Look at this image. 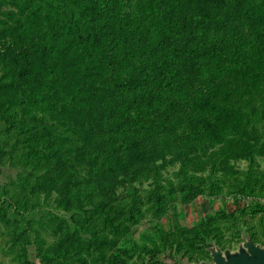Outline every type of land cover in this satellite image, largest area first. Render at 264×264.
Returning <instances> with one entry per match:
<instances>
[{"label":"trees","instance_id":"trees-1","mask_svg":"<svg viewBox=\"0 0 264 264\" xmlns=\"http://www.w3.org/2000/svg\"><path fill=\"white\" fill-rule=\"evenodd\" d=\"M6 157L11 264L200 259L242 226L263 241L264 0H0ZM201 196L224 205L161 221Z\"/></svg>","mask_w":264,"mask_h":264},{"label":"rangeland","instance_id":"rangeland-1","mask_svg":"<svg viewBox=\"0 0 264 264\" xmlns=\"http://www.w3.org/2000/svg\"><path fill=\"white\" fill-rule=\"evenodd\" d=\"M242 165L245 166L246 163L243 162ZM20 170H21L20 167L13 166L12 160H10L9 157H6L5 164L0 165V185L8 184V186L10 187L15 186L13 183L10 182L17 177V174L19 173ZM223 205L224 203L221 197L216 198L214 201H211L208 196H201L196 198L192 202L185 204V206L183 207L184 215H180L176 217L174 210L169 209V211L163 217H161V221L165 224V226H168L169 223H173L175 220H180V222H182L183 224L192 226L195 224L198 218L202 217L204 214L207 213H215ZM228 209L229 211H237V206L235 202L231 199L228 201ZM179 210H181V208ZM260 218L261 217L259 215L254 220L258 221L260 220ZM151 226L152 223L149 219L146 218L145 220H143V222L139 224V226L135 231L136 237H138L143 230L147 228H151ZM4 230H5V226L4 225L0 226V261H3L5 264H11L13 251L8 246L7 243L8 236L5 234ZM243 230L251 235L248 229L245 226H242L241 237L234 239V241L231 244L232 246H236L238 243L243 241V236H242ZM260 242L264 245V240ZM31 252L32 255H34L33 248H31ZM162 258L170 262L172 259L177 260L178 256L176 254L173 256L172 254L171 257L168 254L166 255L164 254L162 255Z\"/></svg>","mask_w":264,"mask_h":264},{"label":"water","instance_id":"water-1","mask_svg":"<svg viewBox=\"0 0 264 264\" xmlns=\"http://www.w3.org/2000/svg\"><path fill=\"white\" fill-rule=\"evenodd\" d=\"M243 230V241L235 249L222 250L214 244L209 251L212 260L209 262H186L184 264H264V247L252 241L251 235ZM182 264V262H181Z\"/></svg>","mask_w":264,"mask_h":264},{"label":"flooded vegetation","instance_id":"flooded-vegetation-1","mask_svg":"<svg viewBox=\"0 0 264 264\" xmlns=\"http://www.w3.org/2000/svg\"><path fill=\"white\" fill-rule=\"evenodd\" d=\"M252 241H254L256 243H260L264 247V245L260 241H256L253 238H252ZM240 243H238L236 246H232L231 244L223 246V245L219 244L216 239H208L206 241V244L203 246V249L205 250L204 257H202L200 259H189L188 257H182L181 255H178L177 260L172 259L170 262L167 260V262H168L167 264H181V262H182V264H184L186 262H201V261L209 262L212 260V256H211V253L209 251V248H211L214 244L219 245V247L222 250H225L226 248L235 249L239 246Z\"/></svg>","mask_w":264,"mask_h":264}]
</instances>
